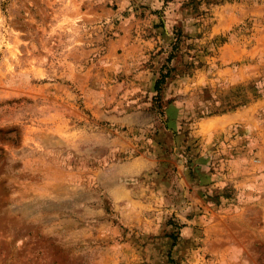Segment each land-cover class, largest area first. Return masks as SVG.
Returning <instances> with one entry per match:
<instances>
[{"label": "rangeland", "instance_id": "obj_1", "mask_svg": "<svg viewBox=\"0 0 264 264\" xmlns=\"http://www.w3.org/2000/svg\"><path fill=\"white\" fill-rule=\"evenodd\" d=\"M0 264H264V0H0Z\"/></svg>", "mask_w": 264, "mask_h": 264}, {"label": "trees", "instance_id": "obj_2", "mask_svg": "<svg viewBox=\"0 0 264 264\" xmlns=\"http://www.w3.org/2000/svg\"><path fill=\"white\" fill-rule=\"evenodd\" d=\"M156 82H157V84H159L161 82V79H158Z\"/></svg>", "mask_w": 264, "mask_h": 264}]
</instances>
